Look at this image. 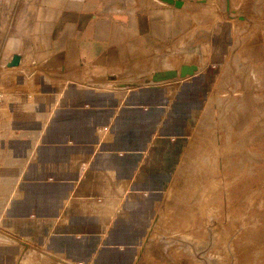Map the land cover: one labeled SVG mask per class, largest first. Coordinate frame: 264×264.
<instances>
[{"label": "crops", "instance_id": "1", "mask_svg": "<svg viewBox=\"0 0 264 264\" xmlns=\"http://www.w3.org/2000/svg\"><path fill=\"white\" fill-rule=\"evenodd\" d=\"M152 1L95 22L63 0L0 12V264L16 263L19 237L49 256L23 264H130L165 243L199 88L177 102L133 84L199 61L182 57L180 9Z\"/></svg>", "mask_w": 264, "mask_h": 264}, {"label": "rangeland", "instance_id": "2", "mask_svg": "<svg viewBox=\"0 0 264 264\" xmlns=\"http://www.w3.org/2000/svg\"><path fill=\"white\" fill-rule=\"evenodd\" d=\"M63 1L84 4L86 22H95L125 17L128 8L145 0ZM180 1L183 19L176 25L182 57L196 55L198 75L208 68L214 75L203 109L184 139L193 142L185 143L189 160L177 170L180 183L170 187L174 196L165 208V243L153 248L142 244L130 264H264V0ZM61 2L54 0L55 14ZM10 5L5 9L1 1L7 22L15 0ZM45 7V0L21 4L23 14ZM190 63L182 66L195 60ZM153 76L135 80L133 87L160 86L177 102L195 88L190 78L153 84ZM194 85L200 90L204 79ZM187 212L195 217L186 218ZM16 242L15 264L49 257L28 239Z\"/></svg>", "mask_w": 264, "mask_h": 264}, {"label": "water", "instance_id": "3", "mask_svg": "<svg viewBox=\"0 0 264 264\" xmlns=\"http://www.w3.org/2000/svg\"><path fill=\"white\" fill-rule=\"evenodd\" d=\"M161 1H163L164 3L168 5L173 6L176 9H180L183 6V2L180 0H161ZM19 61H20V58L18 56H14L8 67H16L19 64ZM197 72H198L197 66L191 65V66H182L178 72L174 70L165 71V72L157 71L152 77L153 84H160V83L168 82V81L175 80V79L185 80L187 78H190L192 82L199 80V79H204V86L200 88V90L197 93V96H198L197 107H196L195 114L193 117L192 125L195 123V121L199 117L200 112L203 108L204 101L206 100V97H207V92L209 91L210 85L212 83L210 77L214 73L213 70H210V69L208 72L204 74L198 75ZM143 89L149 90V91L162 90L157 86H148ZM169 101L170 100L168 98L165 100L166 106L168 105ZM192 125L187 126V131L185 133L186 135L190 134Z\"/></svg>", "mask_w": 264, "mask_h": 264}, {"label": "built area", "instance_id": "4", "mask_svg": "<svg viewBox=\"0 0 264 264\" xmlns=\"http://www.w3.org/2000/svg\"><path fill=\"white\" fill-rule=\"evenodd\" d=\"M1 110H2V104L0 103V115H1Z\"/></svg>", "mask_w": 264, "mask_h": 264}]
</instances>
